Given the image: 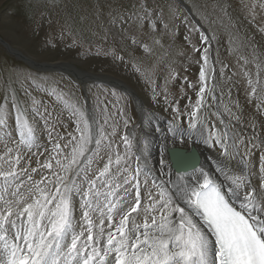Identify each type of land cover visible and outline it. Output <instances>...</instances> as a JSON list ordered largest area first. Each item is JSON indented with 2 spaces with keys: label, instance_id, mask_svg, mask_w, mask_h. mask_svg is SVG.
<instances>
[{
  "label": "rangeland",
  "instance_id": "1",
  "mask_svg": "<svg viewBox=\"0 0 264 264\" xmlns=\"http://www.w3.org/2000/svg\"><path fill=\"white\" fill-rule=\"evenodd\" d=\"M262 5L264 0H0V105L7 113L0 125V171L13 170L14 165L17 173L7 183L0 177V195L13 199L14 191L27 194L37 184L55 190L47 179L58 171L56 159L70 151L63 146L69 134H75L73 107L87 118L89 114L107 136L86 176L82 172L77 178L85 190L86 179H95L111 158L109 174L95 180L93 191L106 193L110 189L105 185L110 184L127 201L135 195L138 182L142 206H148L150 195L159 199L160 185L174 191L173 182L191 183V175L172 172L167 148L188 151L194 144L204 154L200 169L212 174L214 168L226 167L257 188L264 176ZM202 34L206 40H201ZM205 49L207 64L202 59ZM22 55L35 62H52L49 65H75L85 74L110 76L132 92L91 82L85 84L84 95L72 76L37 70ZM202 86L205 91L200 93ZM133 95L143 100L142 112ZM13 103L33 129L29 144L20 143ZM194 109L197 126L192 128ZM57 143L63 152L54 151ZM45 162L52 169L42 167ZM244 194L241 188V199ZM81 204V195L75 194L77 225L82 223ZM135 219L144 222L142 209ZM5 259L0 243V264Z\"/></svg>",
  "mask_w": 264,
  "mask_h": 264
},
{
  "label": "snow or ice",
  "instance_id": "2",
  "mask_svg": "<svg viewBox=\"0 0 264 264\" xmlns=\"http://www.w3.org/2000/svg\"><path fill=\"white\" fill-rule=\"evenodd\" d=\"M206 39L202 34L201 40ZM207 51L202 55L205 64ZM200 79H205L203 67ZM204 91L202 86L200 93ZM13 108L17 109L20 143L29 144L33 129L15 103ZM6 115L4 106L0 105V125L5 123ZM73 115L77 117L75 134H69L70 139L63 146L70 151L56 159L58 171L47 179V184L54 185L55 190L37 184L27 194L14 191L13 199L0 195V243L6 255L3 264H264V176L259 186L253 188L243 175L230 174L226 167L218 169L223 180L201 168L196 184L178 183L174 191L160 185L159 199L150 195L151 203L142 206L138 182L133 189L135 195L127 201L110 184L105 185L110 189L106 193L93 191L95 180L109 174L113 163L109 158L95 179H86L89 187L85 190L77 178L82 172L86 176L93 156L99 154L101 142L107 136L79 108L73 107ZM191 116L190 127L195 128V109ZM124 141L130 143L127 137ZM216 142H220L219 138ZM54 151L60 153L63 149L57 143ZM174 151L179 170L183 156L179 150ZM15 159L18 163L19 157ZM120 159L117 156L115 162L119 163ZM261 161L264 165V155ZM42 167L52 169L53 165L45 162ZM261 172L264 173V166ZM16 174L14 165L13 170L0 171L5 183ZM140 174L137 170L134 178L138 180ZM241 188L245 190L243 199L239 196ZM123 191L130 195L127 188ZM75 194H80L82 199L79 225L74 222ZM229 194L241 199L239 209ZM141 209L145 219L138 224L135 216L140 215ZM77 227L81 229L79 232Z\"/></svg>",
  "mask_w": 264,
  "mask_h": 264
},
{
  "label": "bare ground",
  "instance_id": "3",
  "mask_svg": "<svg viewBox=\"0 0 264 264\" xmlns=\"http://www.w3.org/2000/svg\"><path fill=\"white\" fill-rule=\"evenodd\" d=\"M7 45V44H6ZM7 47H8V45H7ZM10 50H13V49H11L10 48ZM19 53V52H18ZM15 55V54H14ZM16 56V55H15ZM26 64H28V65H30V66H32L33 68H35V69H37V70H42V71H46V70H48V71H54V70H52V69H50V68H38V67H35V66H33L32 64H30V63H28L27 61L25 62ZM52 62H50L49 64H51ZM55 63V62H54ZM46 64V63H45ZM71 69V68H70ZM71 71H73V72H75V70H74V67H73V70L71 69ZM67 73H70V71H66ZM78 72V71H77ZM95 75V78L97 79V81H95V82H99V83H101V82H105V84H107V85H111V86H117L118 87V85H123L124 86V88L127 90V91H130V92H132V90L131 89H128V87L123 83V82H121L120 80H117V79H115V78H112V77H110V76H106V75H103V74H99V73H96V74H94ZM84 75H82V77H83ZM101 80V81H100ZM82 82V83H81ZM85 82H87V83H90V81H82V80H79V84L80 85H84L85 86ZM82 89H85V88H82ZM133 98H134V100H135V104L136 105H138V108H139V111L140 112H142V106H143V100L142 99H140V100H138V98L136 97V95H133ZM158 135L160 136V138H162L163 140H164V143L167 145H170L169 144V140H168V137H167V135H165V134H163L162 132H160V133H158ZM171 139V138H170ZM173 139V138H172ZM168 147V146H167ZM171 148V147H170ZM168 149L167 148V151L169 150V152L170 151H174V150H179L180 151V153H182V152H187L186 150L184 151H182V150H180V149ZM192 148L194 149V150H196V151H198L199 153H200V164H201V162L203 161L204 162V154L202 155V153H201V151H200V149H199V147L197 146V145H193L192 146ZM206 160V159H205ZM209 160V159H208ZM210 162V161H209ZM205 164V163H204ZM203 165V164H202ZM204 166V165H203ZM211 166H213V165H211ZM202 168V167H201ZM160 169H162L164 172H166V168H160ZM199 169H200V167H199ZM199 169H197V167L195 168V169H193V170H190V171H187V172H185V173H183V172H179L180 174H182L183 176H185V174L186 175H191L192 177H191V179H189L190 181H191V183H193V184H196L197 183V177H199L200 176V174H199ZM218 169H215L214 168V170H212V174H210V175H212V176H214V177H218L220 180H223V175L222 174H220L218 171H217ZM172 172H173V170H172ZM188 178H190V177H188ZM187 179V178H186ZM189 181V182H190ZM200 182L202 183V178L200 179ZM185 183V182H184ZM175 184L176 183H174L173 182V189L175 190ZM180 184V183H179ZM228 189H227V185H226V182H225V191H227ZM230 195V199H231V201L235 204V205H237L238 207H239V205H240V202L241 201H239L238 199H236V197L235 196H232L231 194H229Z\"/></svg>",
  "mask_w": 264,
  "mask_h": 264
},
{
  "label": "water",
  "instance_id": "4",
  "mask_svg": "<svg viewBox=\"0 0 264 264\" xmlns=\"http://www.w3.org/2000/svg\"><path fill=\"white\" fill-rule=\"evenodd\" d=\"M2 42V41H1ZM25 59V57H24ZM26 61H28L30 64H32L33 66L35 67H38V68H50V69H59V63H54L52 65H49V64H42L40 62H35L34 60H31L30 61V58L29 59H25ZM80 75H84V76H87V77H91L89 75H86L85 73H79ZM95 76V75H94ZM85 79V78H83ZM93 78H90L89 80H92ZM80 80H82V77L80 78ZM94 80H97L96 78ZM120 88H123L124 86L122 85H118ZM129 92V91H128ZM216 110L217 109V105H216ZM183 158L181 160V165L179 167V170H178V166L175 164V158H176V152L175 151H170L168 150V155H169V159H170V162H171V167L174 171L176 172H187V171H190V170H193L197 167V169L200 167V153L196 150H194L193 148L189 149L187 152H182L181 153Z\"/></svg>",
  "mask_w": 264,
  "mask_h": 264
}]
</instances>
